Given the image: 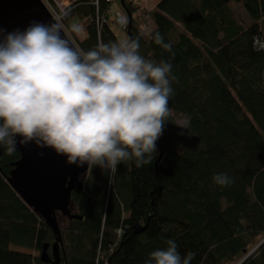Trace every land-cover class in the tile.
Here are the masks:
<instances>
[{
  "label": "trees",
  "instance_id": "16d2710c",
  "mask_svg": "<svg viewBox=\"0 0 264 264\" xmlns=\"http://www.w3.org/2000/svg\"><path fill=\"white\" fill-rule=\"evenodd\" d=\"M119 2L140 54L172 65V115L151 165L131 160L115 174L96 167L84 176L71 200L82 220L58 215L59 264H145L165 239L182 257L195 253L191 264H264V48L255 42H264V0H161L148 29L146 8ZM111 6L72 0L60 12L80 50L120 41ZM157 32L174 56L155 43ZM1 151L0 264H57L40 259L47 245L52 257L53 230L8 183L20 152ZM219 173L233 183L217 185Z\"/></svg>",
  "mask_w": 264,
  "mask_h": 264
},
{
  "label": "clouds",
  "instance_id": "9594fccd",
  "mask_svg": "<svg viewBox=\"0 0 264 264\" xmlns=\"http://www.w3.org/2000/svg\"><path fill=\"white\" fill-rule=\"evenodd\" d=\"M154 40L175 55L160 33ZM139 48L138 39H126L85 52L62 36L56 22H33L7 34L0 28V146L11 155L18 142H34L67 157L69 165L110 174L126 161L151 165L172 115L175 77L171 63L147 59ZM213 180L233 183L226 173ZM164 243L145 264H191L195 253L182 257L173 239Z\"/></svg>",
  "mask_w": 264,
  "mask_h": 264
},
{
  "label": "water",
  "instance_id": "95a60500",
  "mask_svg": "<svg viewBox=\"0 0 264 264\" xmlns=\"http://www.w3.org/2000/svg\"><path fill=\"white\" fill-rule=\"evenodd\" d=\"M33 22L45 25L58 23L43 0H0V28L5 30V34L17 29L23 32ZM62 36L68 39L73 47L79 49L63 28ZM19 140L20 137H17V141ZM17 151L20 152L21 158L12 164L13 171L8 183L54 232L56 242L52 247V257L47 253L49 249L47 245L40 255L41 261L59 264L62 236L58 215L72 220H82V217L72 213V193L76 189H83L84 176L90 170L87 171V165L83 167L69 165L67 157L57 155L54 149L40 148L34 142L27 146L18 142ZM41 152L43 155H40ZM143 230L138 229L137 233Z\"/></svg>",
  "mask_w": 264,
  "mask_h": 264
},
{
  "label": "rangeland",
  "instance_id": "374dc122",
  "mask_svg": "<svg viewBox=\"0 0 264 264\" xmlns=\"http://www.w3.org/2000/svg\"><path fill=\"white\" fill-rule=\"evenodd\" d=\"M45 2V4H47V8L49 9L50 12H54L53 9L56 8V6L53 4V6H51V4L45 0H43ZM63 1H65V4L63 5ZM137 5H140L144 8H146V12H148L149 14V11H153L157 4L161 1V0H135ZM53 2L59 6L60 8H63L64 6H69L71 3H72V0H53ZM117 12H120L122 14V16L126 17V20H127V24L129 23V18H128V14H127V11L125 9H123L122 7V4H120V2H117L116 0L114 1V3H112V6H111V16L113 17L114 15H116ZM238 12V11H237ZM241 19L243 20H248V16L246 15V13L243 11L242 12V15H241ZM125 20V21H126ZM152 25V23H150ZM60 25L62 26L61 22H60ZM62 28L64 29V31L67 33V35L69 36V38L73 41V43L77 46L76 42H75V39L72 37V34L70 32H68L63 26ZM77 28H79V26H77ZM113 28L118 36V38L120 39V41H123V40H126L128 39V34L126 31H128V28L127 29H122L121 27H119V25H115L113 24ZM81 30V29H80ZM78 47V46H77ZM178 122L179 124L181 125H184L186 126V121L183 117H179L178 118ZM62 216V215H61ZM66 221H69L68 218L65 217ZM63 219L60 220V223H65L66 221H64ZM255 250H252V252L250 253V255L254 252ZM37 254V253H36Z\"/></svg>",
  "mask_w": 264,
  "mask_h": 264
},
{
  "label": "built area",
  "instance_id": "2783aa9c",
  "mask_svg": "<svg viewBox=\"0 0 264 264\" xmlns=\"http://www.w3.org/2000/svg\"><path fill=\"white\" fill-rule=\"evenodd\" d=\"M46 2L48 1L51 6H53V4L51 3L50 0H45ZM106 2L108 3H114L115 0H105ZM117 2H119L120 0H116ZM44 2V1H43ZM45 3V2H44ZM65 4V1H63V5ZM47 5V4H46ZM68 6H64L63 8H60L58 6L57 8V5H56V8L53 9L54 12H51V14L53 15V17L57 20V22L60 24V20H61V15H60V12L64 11V9H66ZM117 25H119V27H121L122 29H127L128 28V25L129 23L127 24V20H126V17L122 16V14L120 12H117L116 15L113 16ZM149 14H147L145 16V24H144V27L146 29L149 28ZM126 20V21H125ZM255 42L256 44L259 46V49H263L264 48V42L258 38L255 39Z\"/></svg>",
  "mask_w": 264,
  "mask_h": 264
},
{
  "label": "crops",
  "instance_id": "0c3cea01",
  "mask_svg": "<svg viewBox=\"0 0 264 264\" xmlns=\"http://www.w3.org/2000/svg\"><path fill=\"white\" fill-rule=\"evenodd\" d=\"M152 23V22H151ZM150 27H153V25L150 24Z\"/></svg>",
  "mask_w": 264,
  "mask_h": 264
},
{
  "label": "flooded vegetation",
  "instance_id": "af4514ba",
  "mask_svg": "<svg viewBox=\"0 0 264 264\" xmlns=\"http://www.w3.org/2000/svg\"><path fill=\"white\" fill-rule=\"evenodd\" d=\"M81 179H82V177H81Z\"/></svg>",
  "mask_w": 264,
  "mask_h": 264
}]
</instances>
